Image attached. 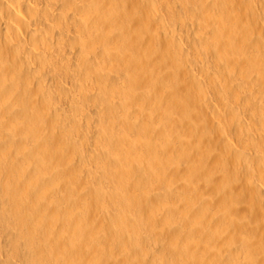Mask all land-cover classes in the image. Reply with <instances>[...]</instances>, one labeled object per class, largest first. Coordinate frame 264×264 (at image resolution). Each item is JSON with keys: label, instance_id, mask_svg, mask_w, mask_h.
<instances>
[{"label": "bare ground", "instance_id": "6f19581e", "mask_svg": "<svg viewBox=\"0 0 264 264\" xmlns=\"http://www.w3.org/2000/svg\"><path fill=\"white\" fill-rule=\"evenodd\" d=\"M161 1L0 0V264H264V0Z\"/></svg>", "mask_w": 264, "mask_h": 264}, {"label": "rangeland", "instance_id": "374dc122", "mask_svg": "<svg viewBox=\"0 0 264 264\" xmlns=\"http://www.w3.org/2000/svg\"><path fill=\"white\" fill-rule=\"evenodd\" d=\"M158 1V3H157V6L155 7L156 9H158L159 10V8H160V12H162L161 14H163V17H165V15L167 14V12L168 11H166V10H168V8L166 7V6H163L164 4H161V3H163L161 0H157ZM158 5H160V6H158ZM163 7H165L164 9H163ZM158 10H156L158 13H160ZM166 13V14H165ZM160 15V14H159ZM160 16H162V15H160ZM136 21V24H138L139 26L137 27V28H134V26L135 25H133L134 23H135V21ZM163 19H165L166 20V22H164L162 25L160 24V23H158L159 25H161V27L159 28V27H157V28H159V29H157V30H159V32L161 31V32H163L164 30V32L166 33V34H169V33H167L166 31H168V30H170V28L172 27H170L169 25H171V23H169L167 20V18L165 17V18H162L161 20H158L159 22L161 21L162 22V20ZM122 21H120L119 22V27L121 28V26H123L122 27V29L123 28H125V25L127 26L128 25V23H127V21L125 20L124 21V19H121ZM165 20H163V21H165ZM123 21H124V23H123ZM158 21H156L155 23H154V25H152L153 26V28H155V26L157 25L158 26V24H157V22ZM126 22V23H125ZM131 22L133 23V24H131ZM131 22H130V25L132 26L131 27V29H132V33L135 35V36H137V34H138V32L137 31H141V29H143V24H142V22H140L139 20H136L134 17L133 18H131ZM165 23H169V24H166L165 25ZM156 24V25H155ZM165 25V26H164ZM164 26V27H163ZM167 26H169V29H168V27ZM141 27V28H140ZM167 27V29H164V28H166ZM178 28H180V29H177V27L175 28L176 30H177V32L178 33H180V36L182 37V40H181V43L183 44V41H184V43H186V41H188L191 37H193V30H192V28L190 29L188 26H187V28H186V26H185V29L187 30L188 28V33L189 32H191V31H189V30H192V32L191 33H187V31H184V27L183 28H181L179 25H178ZM136 29H137V31H136ZM181 30V31H180ZM184 31V32H183ZM164 32L162 33V34H164ZM169 32V31H168ZM170 35V34H169ZM188 35H191L190 36V38L189 37H187ZM184 37L186 38V40L184 39ZM163 41H165V40H163ZM153 42V41H152ZM166 42V41H165ZM157 43V42H156ZM155 43V41H154V44L157 46V44ZM168 43V42H167ZM187 44V43H186ZM185 44V45H186ZM168 44H166V46H164L165 48H164V50L166 49V48H168V46H167ZM184 44H183V46H185ZM170 46V45H169ZM67 82V81H66ZM65 82V84H68V83H66ZM86 128H88V129H86ZM83 130H84V133L85 132H89L90 130H91V128L89 127V126H86L85 128L83 127ZM263 185V184H262ZM264 186V185H263ZM253 196L254 195H251V200L253 199H255L254 201H255V203H258L257 201L259 200V198H258V196H257V198H255L256 197V195L254 196V198H253ZM256 199H258L257 201H256ZM248 200V199H247ZM251 200H248V201H246L247 203L246 204H248V202H250ZM252 200V201H253ZM247 213H249V214H252L255 218H257V216H256V211H254V210H252V211H249V212H247ZM259 248H261V247H259ZM262 249H264V246H263V248H261V249H259V252H258V248L254 251L257 255L258 254H260V255H258V256H264V250L262 251ZM261 250V251H260ZM257 251V252H256ZM263 252V253H262Z\"/></svg>", "mask_w": 264, "mask_h": 264}]
</instances>
